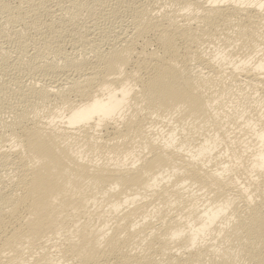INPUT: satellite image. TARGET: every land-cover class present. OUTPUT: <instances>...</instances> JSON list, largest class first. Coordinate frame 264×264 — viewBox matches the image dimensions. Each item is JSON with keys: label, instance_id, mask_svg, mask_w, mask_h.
Returning <instances> with one entry per match:
<instances>
[{"label": "bare ground", "instance_id": "bare-ground-1", "mask_svg": "<svg viewBox=\"0 0 264 264\" xmlns=\"http://www.w3.org/2000/svg\"><path fill=\"white\" fill-rule=\"evenodd\" d=\"M1 113L0 264H264V0H0Z\"/></svg>", "mask_w": 264, "mask_h": 264}, {"label": "rangeland", "instance_id": "rangeland-1", "mask_svg": "<svg viewBox=\"0 0 264 264\" xmlns=\"http://www.w3.org/2000/svg\"><path fill=\"white\" fill-rule=\"evenodd\" d=\"M23 80H24L25 83L28 84V83L31 82L32 79L29 78V77H28V79H27V77H25V79H23ZM32 81H33V80H32ZM2 114H3V115H2ZM8 116H10L9 113H8V115H7V114H4V113H1V114H0V119H2L3 117H4V118H5V117L8 118Z\"/></svg>", "mask_w": 264, "mask_h": 264}]
</instances>
